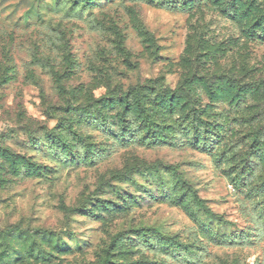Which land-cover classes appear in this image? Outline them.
<instances>
[{
    "label": "rangeland",
    "instance_id": "374dc122",
    "mask_svg": "<svg viewBox=\"0 0 264 264\" xmlns=\"http://www.w3.org/2000/svg\"><path fill=\"white\" fill-rule=\"evenodd\" d=\"M249 4L0 0V264H264ZM150 82L180 97L162 141L119 101Z\"/></svg>",
    "mask_w": 264,
    "mask_h": 264
},
{
    "label": "trees",
    "instance_id": "16d2710c",
    "mask_svg": "<svg viewBox=\"0 0 264 264\" xmlns=\"http://www.w3.org/2000/svg\"><path fill=\"white\" fill-rule=\"evenodd\" d=\"M251 4L243 7V17L249 18L252 17V10L250 8ZM237 15L236 13H234ZM241 15V14H240ZM250 31L253 33L254 36H259L260 38L264 39V10L259 11V14L255 17H252L251 25H249ZM150 85L144 86H135L132 88V97L133 101H130L127 96L119 100L121 104L124 106V110L128 113H136L137 116L141 117L142 122L145 124V129L150 133L152 139L156 141H162L166 135L168 134L169 125L165 124L162 121L153 120V114L159 113L164 115V119L168 118L169 116L179 112L178 109L180 108V97L177 95L171 96H154L150 98L149 92L154 89L152 82ZM226 86H222L217 89V93L220 94L225 91ZM229 91V88H226ZM236 94L233 96L234 99H238L237 97L241 96H248L256 98L258 101L264 102V81H260V83H253L248 85V88H236L234 87ZM107 104H114L113 100H107ZM153 105L155 107H153ZM153 112V113H152ZM152 113V114H151ZM191 126L195 129V131L203 130V133L208 134V129L210 128V124L207 121H204L202 118H198L197 120L189 121ZM54 140V136H52ZM198 144H203L205 142V137H200L197 135ZM197 141V140H196ZM58 145L61 146L62 149H65V144L62 141L57 142ZM204 145V144H203ZM11 166L13 167L14 161H10ZM29 173H35L38 171L37 168H34L30 165L27 166ZM44 233L45 232H39ZM0 235L2 233L0 232ZM21 235V234H20ZM50 235V233H49ZM23 236V235H21ZM119 236L114 238L113 242L115 243L118 240Z\"/></svg>",
    "mask_w": 264,
    "mask_h": 264
}]
</instances>
